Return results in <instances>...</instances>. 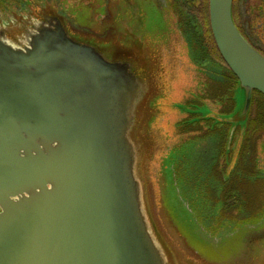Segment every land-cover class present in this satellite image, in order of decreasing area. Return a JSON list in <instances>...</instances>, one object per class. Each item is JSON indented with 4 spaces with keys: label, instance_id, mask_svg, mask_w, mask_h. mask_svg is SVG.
<instances>
[{
    "label": "water",
    "instance_id": "1",
    "mask_svg": "<svg viewBox=\"0 0 264 264\" xmlns=\"http://www.w3.org/2000/svg\"><path fill=\"white\" fill-rule=\"evenodd\" d=\"M234 1L209 0L210 25L246 114L264 95V56ZM142 98L129 61L70 37L56 16L23 47L0 30V264H167L130 140Z\"/></svg>",
    "mask_w": 264,
    "mask_h": 264
},
{
    "label": "rangeland",
    "instance_id": "2",
    "mask_svg": "<svg viewBox=\"0 0 264 264\" xmlns=\"http://www.w3.org/2000/svg\"><path fill=\"white\" fill-rule=\"evenodd\" d=\"M256 1H234L236 22L248 32ZM173 3L1 0L0 30L23 47L56 16L70 37L132 64L144 97L130 131L135 173L167 264H264V97L256 94L242 114L245 91L229 92L219 67L200 60ZM245 174L260 187L254 206L243 204L244 195L240 206L230 202L235 178Z\"/></svg>",
    "mask_w": 264,
    "mask_h": 264
},
{
    "label": "trees",
    "instance_id": "3",
    "mask_svg": "<svg viewBox=\"0 0 264 264\" xmlns=\"http://www.w3.org/2000/svg\"><path fill=\"white\" fill-rule=\"evenodd\" d=\"M199 1L201 2L200 6L198 7L199 9L191 3V0H174L173 5L175 11L180 15V24L183 27L182 29L188 36V39L191 40L197 56L200 58V60H203V62H207L208 64L212 62L219 67L220 77L228 82V87L230 88L228 91L232 92L236 88V86H240V82L233 71L224 61L214 40L210 25L209 0ZM235 14L233 5V18L237 27L240 29L239 25L236 22L237 18L235 17ZM256 94L264 97L262 93L254 91L252 101L254 100ZM210 118L217 120L211 116L207 118V120H209ZM222 119L223 120H220L218 122H220L222 126H228L230 122H226L224 118ZM238 176V178H235L234 189H232L235 191V197L233 198V200L231 199L230 202L232 204L240 206L241 202L239 203L238 196L244 195L246 196V200L243 201V204L247 202L251 206H254V189L258 191L260 190V187H255L256 185L251 182L252 177L250 175L245 174L242 177L240 175Z\"/></svg>",
    "mask_w": 264,
    "mask_h": 264
},
{
    "label": "flooded vegetation",
    "instance_id": "4",
    "mask_svg": "<svg viewBox=\"0 0 264 264\" xmlns=\"http://www.w3.org/2000/svg\"><path fill=\"white\" fill-rule=\"evenodd\" d=\"M250 14L251 18L247 25L250 27V32L243 25L239 30L247 41L264 56V0H257Z\"/></svg>",
    "mask_w": 264,
    "mask_h": 264
}]
</instances>
